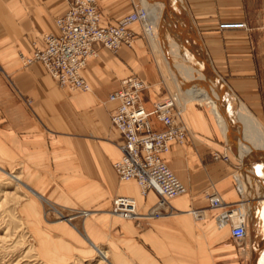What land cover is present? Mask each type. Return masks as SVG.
Listing matches in <instances>:
<instances>
[{"label":"crops","instance_id":"obj_1","mask_svg":"<svg viewBox=\"0 0 264 264\" xmlns=\"http://www.w3.org/2000/svg\"><path fill=\"white\" fill-rule=\"evenodd\" d=\"M72 1L0 0V174L21 170L27 193L20 217L34 238L38 257L45 264H72L79 258L99 257L101 249L108 253L109 264H263L264 232L255 240L250 229L240 248L230 228H218V210H208L203 220L191 213L209 207L208 193L218 194L228 205L239 203L236 180L245 198L244 210L249 211L240 181L245 163L235 148L241 149L232 147L238 139L226 138L199 102L184 106L187 143L174 145L165 155L187 189L172 200L175 212L139 221L112 213L118 196L134 198L140 214L153 208L159 196L154 191L142 196L135 180L122 181L114 169L122 158L123 138L111 120L119 103L110 96L123 80L139 77L148 85L142 101L151 112L155 102L173 95L169 77L173 70L141 23L131 25L136 34L132 47L116 54L101 48L89 62L83 71L89 92L60 88L41 63L23 66L20 54L42 49L45 34L59 35L57 19L68 12ZM183 1L211 69L258 114L262 100L249 25L252 0ZM149 3L155 5L153 0ZM98 4L110 26L141 5L150 12L144 0H98ZM152 123L162 129L155 118ZM228 149L241 163L238 173ZM54 211L66 219L57 220ZM80 211L89 216L77 215Z\"/></svg>","mask_w":264,"mask_h":264},{"label":"built area","instance_id":"obj_2","mask_svg":"<svg viewBox=\"0 0 264 264\" xmlns=\"http://www.w3.org/2000/svg\"><path fill=\"white\" fill-rule=\"evenodd\" d=\"M148 19V10L141 5L118 25H106L98 0H73L68 12L57 19L59 35L45 34L44 47L36 49L31 55L20 54V60L25 67L43 64L60 88H67L74 93L89 92L91 87L83 71L98 56L99 49L104 48L116 54L123 47H132L136 34L131 25L141 23L147 33L145 24ZM147 89L146 82L132 76L123 80L121 88L110 96L111 101L119 103L111 120L123 138L120 145L122 158L114 165V169L122 181L135 180L142 196H147L150 191L159 196L158 203L146 214H140L134 198H114L112 213L126 220L169 216L175 212L172 200L187 192L165 161V155L174 145L184 146L189 138L187 127L182 121L184 108L176 97L169 96L155 102L153 110L148 112L142 101ZM152 118L162 125V129L154 127ZM236 184L242 197L239 203L228 205L218 194L208 193L206 198L209 207L192 210L191 213L196 220H203L208 210H218L215 217L217 226L219 229L230 228L232 239L243 248L248 240L245 198L237 180ZM77 215L86 217L89 212L80 211Z\"/></svg>","mask_w":264,"mask_h":264},{"label":"bare ground","instance_id":"obj_3","mask_svg":"<svg viewBox=\"0 0 264 264\" xmlns=\"http://www.w3.org/2000/svg\"><path fill=\"white\" fill-rule=\"evenodd\" d=\"M149 1L151 0H144L152 14V21H146V32L160 55L166 54L163 56L164 61L176 73L169 74L175 86L171 97H176L183 108L188 102H199L207 106L226 138L231 142L238 139L232 147L241 149L245 163L240 181L249 201L248 214L245 211L248 237L252 229L253 238H261L264 232V128L246 105L234 95L223 78L211 69L212 63L207 60L184 1L153 0V6ZM162 36V42L157 40ZM180 68H184L186 73L179 71ZM182 74H190L192 77L184 79L186 75ZM9 177L17 186L23 184L20 175L9 174ZM56 214L65 219L60 211ZM97 251L101 260H108L106 251Z\"/></svg>","mask_w":264,"mask_h":264},{"label":"rangeland","instance_id":"obj_4","mask_svg":"<svg viewBox=\"0 0 264 264\" xmlns=\"http://www.w3.org/2000/svg\"><path fill=\"white\" fill-rule=\"evenodd\" d=\"M249 25L252 30L255 44V65L257 67L256 78L259 84V91L262 100L261 111L258 114L253 112L251 108L247 107L245 100H243L237 92H232L246 105L247 108H249V112L252 115L254 114L253 116L259 120L264 128V0H252ZM163 38L164 36L157 40L162 42ZM164 55L166 56V54H163V56ZM172 73L176 75L174 70ZM203 106L210 112V109L207 106ZM235 149L238 151L244 165L241 151L237 148ZM229 153L233 157L230 150ZM234 160L238 165V170L236 172L238 173L241 168V163L235 158ZM15 171L17 172L8 173L11 175H20L22 179V175L19 173L21 170L19 169ZM0 176L2 177L0 178V264H45L36 253L35 241L27 228L26 222L24 224V220L20 217L21 204L26 197L24 194L27 193L26 188L23 184L17 186L15 182L10 180L9 175H6L5 173L0 174ZM22 183H25L23 179ZM57 220L63 219L58 217ZM102 261L103 260H101L96 254L91 258L76 259L72 264H109L107 263L108 260Z\"/></svg>","mask_w":264,"mask_h":264},{"label":"water","instance_id":"obj_5","mask_svg":"<svg viewBox=\"0 0 264 264\" xmlns=\"http://www.w3.org/2000/svg\"><path fill=\"white\" fill-rule=\"evenodd\" d=\"M215 75L218 76L216 72H215ZM222 82L224 83V81H222Z\"/></svg>","mask_w":264,"mask_h":264}]
</instances>
